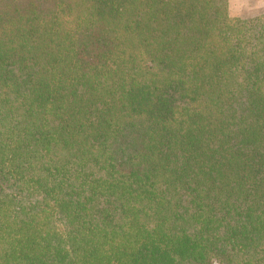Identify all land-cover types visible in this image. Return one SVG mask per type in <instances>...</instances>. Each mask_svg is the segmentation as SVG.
<instances>
[{
	"label": "trees",
	"instance_id": "1",
	"mask_svg": "<svg viewBox=\"0 0 264 264\" xmlns=\"http://www.w3.org/2000/svg\"><path fill=\"white\" fill-rule=\"evenodd\" d=\"M0 264H264V12L0 0Z\"/></svg>",
	"mask_w": 264,
	"mask_h": 264
},
{
	"label": "crops",
	"instance_id": "2",
	"mask_svg": "<svg viewBox=\"0 0 264 264\" xmlns=\"http://www.w3.org/2000/svg\"><path fill=\"white\" fill-rule=\"evenodd\" d=\"M231 13H242L264 10V0H228Z\"/></svg>",
	"mask_w": 264,
	"mask_h": 264
},
{
	"label": "rangeland",
	"instance_id": "3",
	"mask_svg": "<svg viewBox=\"0 0 264 264\" xmlns=\"http://www.w3.org/2000/svg\"><path fill=\"white\" fill-rule=\"evenodd\" d=\"M263 12H264V10H261V11H252V12H242V13H231V12H229V13L232 16L251 17V16H255V15L261 14Z\"/></svg>",
	"mask_w": 264,
	"mask_h": 264
}]
</instances>
